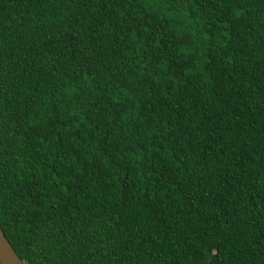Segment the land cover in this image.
<instances>
[{
    "label": "trees",
    "instance_id": "16d2710c",
    "mask_svg": "<svg viewBox=\"0 0 264 264\" xmlns=\"http://www.w3.org/2000/svg\"><path fill=\"white\" fill-rule=\"evenodd\" d=\"M0 225L26 264H264V0H0Z\"/></svg>",
    "mask_w": 264,
    "mask_h": 264
},
{
    "label": "water",
    "instance_id": "95a60500",
    "mask_svg": "<svg viewBox=\"0 0 264 264\" xmlns=\"http://www.w3.org/2000/svg\"><path fill=\"white\" fill-rule=\"evenodd\" d=\"M0 264H26L23 261L11 242L9 241L7 235L0 225Z\"/></svg>",
    "mask_w": 264,
    "mask_h": 264
}]
</instances>
